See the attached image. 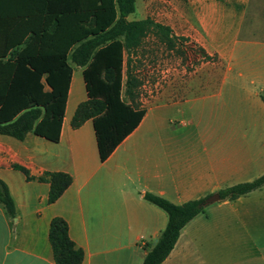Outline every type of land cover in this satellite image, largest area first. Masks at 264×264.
<instances>
[{
  "label": "crops",
  "instance_id": "1",
  "mask_svg": "<svg viewBox=\"0 0 264 264\" xmlns=\"http://www.w3.org/2000/svg\"><path fill=\"white\" fill-rule=\"evenodd\" d=\"M32 5L0 0V11ZM186 5L187 24L179 16L178 27L203 49L204 60L140 102L142 120L107 159H99L91 118L71 126L88 99L82 67L80 80L72 71L58 142L0 135V178L16 208L10 218L0 204V264H54L48 240L54 217L83 250L81 264H142L143 244L167 222L146 193L181 204L264 174V0ZM12 164L34 177L64 172L71 183L48 203L49 183L27 180ZM160 264H264V185L207 204Z\"/></svg>",
  "mask_w": 264,
  "mask_h": 264
},
{
  "label": "trees",
  "instance_id": "2",
  "mask_svg": "<svg viewBox=\"0 0 264 264\" xmlns=\"http://www.w3.org/2000/svg\"><path fill=\"white\" fill-rule=\"evenodd\" d=\"M29 2L33 7L28 10L0 11V135L23 140L33 133L58 142L75 65L83 69L88 99L74 111L71 126L93 120L99 159L104 161L145 114L136 102L140 81L132 69L131 55L149 35L167 49L182 44L185 38L175 36L170 26L150 17L129 20L135 0ZM198 49L203 55V49ZM12 167L27 180L49 183L48 203L71 183V176L64 172H44L34 177L23 166ZM262 185L264 174L217 193L220 199L234 200ZM206 197L174 204L158 195H144L165 211L167 222L154 241L143 244L142 264H160L168 256L183 226L204 212ZM0 204L8 217H15L14 200L1 178ZM48 240L54 264H81L83 250L70 239L62 218L51 220Z\"/></svg>",
  "mask_w": 264,
  "mask_h": 264
},
{
  "label": "rangeland",
  "instance_id": "3",
  "mask_svg": "<svg viewBox=\"0 0 264 264\" xmlns=\"http://www.w3.org/2000/svg\"><path fill=\"white\" fill-rule=\"evenodd\" d=\"M186 3L187 0H135V11L127 16L129 20L150 17L164 25L173 26V34L185 38L182 44L176 43L172 49H167L164 44L149 35L141 47L131 55L132 69L140 81L136 97L139 106L140 102H145L146 99L149 101L150 95H154L161 86L166 85V81L171 80L175 74L181 75L183 70L187 73L191 67L204 60L203 55L198 52V44L190 37L181 35L183 31L178 27L179 16L181 23L187 24ZM186 28L185 26L183 30ZM175 32H178V35ZM73 68L74 76L80 80L81 68L74 65ZM124 99L127 100L126 96Z\"/></svg>",
  "mask_w": 264,
  "mask_h": 264
},
{
  "label": "water",
  "instance_id": "4",
  "mask_svg": "<svg viewBox=\"0 0 264 264\" xmlns=\"http://www.w3.org/2000/svg\"><path fill=\"white\" fill-rule=\"evenodd\" d=\"M220 200V196L218 193H213L209 196H207L204 200V204H210V203H213L215 201H218Z\"/></svg>",
  "mask_w": 264,
  "mask_h": 264
}]
</instances>
